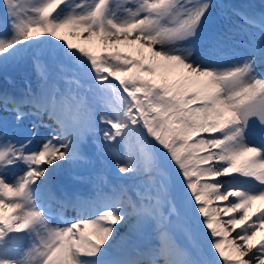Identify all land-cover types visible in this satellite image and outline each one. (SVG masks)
<instances>
[{"label":"snow or ice","instance_id":"obj_1","mask_svg":"<svg viewBox=\"0 0 264 264\" xmlns=\"http://www.w3.org/2000/svg\"><path fill=\"white\" fill-rule=\"evenodd\" d=\"M0 4L6 30L0 34V66L41 54L33 49L47 50L70 62L60 64L62 72H71L74 64L101 92L122 101L113 115L99 116L110 126L101 129L82 96L54 84L22 97L0 94V111L11 113L13 129H21L10 132L0 117V264H95L119 227L139 230L149 223L155 225V246L104 264H264V235L257 239L264 230V206L248 212L254 202H264V70H258L264 69V16L258 23L234 10L259 31L250 32L240 62L220 67L212 57L229 45V35L214 29L201 34L211 0H135L136 7L123 8L121 15L109 0H81L67 12L68 0ZM62 28L85 40L138 44L148 54H96L57 35ZM173 70L178 72L170 80ZM64 78L79 84L75 75ZM44 115L56 125L48 135L41 133L51 127ZM30 118L31 126H24ZM89 133L102 135L97 145L102 149L117 137L137 134L142 158L116 159V168L150 175L133 189L135 198L121 187L107 198L111 203L77 199L70 205L77 215L52 226L49 202L56 198L49 180L65 164L86 159ZM147 137L158 145L159 157ZM165 164L174 167L175 183ZM192 219L205 231L213 259H194L178 241L177 231L191 239ZM25 237L31 238L27 248Z\"/></svg>","mask_w":264,"mask_h":264},{"label":"bare ground","instance_id":"obj_2","mask_svg":"<svg viewBox=\"0 0 264 264\" xmlns=\"http://www.w3.org/2000/svg\"><path fill=\"white\" fill-rule=\"evenodd\" d=\"M80 2H81V0H68V6L67 7L62 6V7H64V12L71 10V5H74V4H77ZM109 2L111 4V7L113 8V10H115L117 12V15L123 14L122 13L123 8H135L134 5H136L135 0H109ZM211 2L213 4V8H212V12L209 16V19L205 21L204 29H202V33H201L202 38L206 37V35L212 29L220 30V31H223V29H224L227 32L236 31L238 33H241V37H243V35L250 34V32H258L259 31V29H257L256 27H253V26H250L248 24L243 23V21L241 19H239V20L243 23L244 26L241 23V25L243 27H239V26H237L238 25L237 23L231 22L229 20L230 15H234L233 10L235 7H239L240 10H242V12L248 16H252L254 18L256 17V18L260 19V16L256 14V12L252 6L253 5L252 1L248 0L245 3V2L239 1V0H225L224 5H219L214 0H211ZM228 4L233 5L232 8H230V10H228L226 15H222L220 13V11L223 8L227 7ZM216 9H217V13L215 15H213V12H216ZM213 10H215V11H213ZM219 18L220 19L226 18V20H229V21L225 22V25H222L221 27L216 28L217 27V21H218L217 19H219ZM4 21H5V9H4L3 5L0 4V34L4 33L6 31L4 28ZM259 21L260 20H257V22H259ZM69 32H70V29L62 28V29H59L57 31V35H63L65 37V39L68 40L69 42L77 44L81 47H85L88 50L93 51L96 54L103 53L104 50H106L107 52L118 50V51L125 52L126 54L137 57V58H139L141 56V51H142L144 56H147V54H148L147 49H143V50L138 51V49H139L138 44H129L127 42H121V43H117V44H112V43L104 44L99 39V37H97V36H92L90 40H85V39L81 38L80 35L71 36V35H69ZM248 38H249V35H248ZM236 41H237V39H235V41L229 42V45L220 54H217V55L212 57V62L217 64L220 67H227L228 65H230L232 63L240 62V60L242 59V56L246 50L245 49V43L247 42V40L245 41V43H240V42H236ZM38 51L42 52V50L33 49V52H38ZM43 59H44V57H43L42 53L40 55H35V56L31 55L29 61L28 60H26V61L21 60L19 65L17 67H15L14 70L18 74L22 73V72H29L28 74L32 75L33 77L39 76V77H41V80L44 83L43 87H50L52 84L45 82L48 79H46V75H44L46 70L42 67ZM56 61H58L60 63H64V64L70 63L67 60H60L57 58H56ZM6 66H0V72H5V78L3 79V81H1V84H0V94L11 95V92L24 91L23 88H26L27 85L22 86L23 85L22 84V85H19L16 87V86H14V84H10V83H12L11 75L8 74L6 71H4L6 69L5 68ZM70 66H71L72 70H77V72L80 73L79 71L81 68H79L78 66H76L74 64H72ZM258 70H264V69H258ZM177 72H178V70H173L169 75V79L170 80L174 79L176 77ZM141 74L146 75L145 73H141ZM109 79H111V78H109ZM157 79H158V77H157ZM57 85L60 87L59 89L61 91H66V89L63 86L61 87L59 81H57ZM80 96H82V95H80ZM118 100L119 101L115 100V101L111 102L108 106H106L105 102H103V101H101L98 105L97 104L92 105L93 103H91L90 100H89V102H85V108L88 111V113L92 117L95 118L96 125L98 128L102 129L103 126H105L104 124H101L99 122V116L101 114L113 115L114 109L118 108L122 102L120 100V98ZM101 106H102V108L100 109ZM4 115L12 121L11 113H4V112L0 111V117H4ZM42 118L43 117H41V119ZM30 119H34V118H30ZM43 121L46 124L50 123L51 127L55 126L54 123L51 121L49 123H47V121L45 119H43ZM55 128L56 127H54V129ZM44 129L45 128H41L42 134H44V131H43ZM89 134H91V133H89ZM132 136H133V134H130L126 138L131 139ZM128 151L132 152V148L130 147L128 149ZM85 160L86 159L80 160L76 163L65 164L64 166H69L70 164H72V165L73 164H75V165L83 164L85 166L86 165L89 166V163L86 162ZM60 170H62V168L55 171L49 180L48 188L50 189V192L52 194H54V196L56 198L51 203L49 202V206L51 208V211H53V213H55V214L59 213L61 210H65L68 214H72L73 212H76V215H77L76 209H73V207L70 206L71 203L75 202L77 199L89 201L88 200L89 197L87 194L90 193V190L84 196L79 197L77 195V193L82 192L84 190L81 189L80 187L74 186L72 183H67L66 186H63V184L61 183L62 181H59L63 177V176L58 175V172ZM14 172H18V171L14 170ZM12 175H13V173L10 172L9 176H12ZM124 175L126 176L128 174L127 173H120L119 177H121L123 179V177H125ZM218 179H220V178H218ZM53 186H55L56 189L60 191L59 194H57V192L54 190V188H52ZM123 188L127 189L128 194L130 196H132L133 198H135V194H134L133 189L136 187H133L131 184L125 183V186ZM68 192H75V194L71 197H67ZM93 195L91 194V198H94ZM105 195H107V194L101 195L99 199L107 201V198H109V196L106 198ZM61 202H67L66 204H68V207L65 208V204L62 205ZM107 202H110V201H107ZM61 206H63V207H61ZM213 206L223 207L224 202H214ZM262 206H264V202H262V201L254 202L252 207H250L248 209L249 215H251L253 212H255L257 210V208L262 207ZM165 209L167 211V206L165 207ZM129 211H130V209H129ZM85 214H86L85 216L90 215V213H85ZM72 216H74V215H72ZM134 219L135 218L132 217L130 219V222H132ZM49 223L52 226H59V223L57 221L54 222L50 218H49ZM229 235L232 236L233 234L230 232ZM261 235H264V230L257 233V239ZM25 238H28V237H25ZM25 238L23 239V242H22L23 246H24ZM155 242H157L156 231L153 234L147 236V235H139L138 231L130 230L127 225L123 226V227H119L116 234H115V239L112 240L111 244L107 248L106 255L102 254L101 257H98L95 264H97V263L98 264H104L105 260L110 261V260L133 259L136 257L138 251L144 250V248L140 247L139 244L147 243L150 245L149 247H152V245L155 246L154 245ZM27 243H28L27 247H29L30 242L27 241ZM149 247H147V248H149ZM208 249H209V243H208Z\"/></svg>","mask_w":264,"mask_h":264},{"label":"rangeland","instance_id":"obj_3","mask_svg":"<svg viewBox=\"0 0 264 264\" xmlns=\"http://www.w3.org/2000/svg\"><path fill=\"white\" fill-rule=\"evenodd\" d=\"M258 5V6H257ZM257 9H260L262 11L264 7V1H260L257 4ZM216 13L213 12V15ZM231 18V16H230ZM237 18V17H236ZM224 19H218L217 21V28L221 27L222 25H225ZM238 26V25H237ZM223 31H225L223 29ZM227 32V31H225ZM227 34L230 37V42L233 41V38L240 39L241 33H238L236 31L227 32ZM118 51V50H116ZM107 52L104 50L103 53ZM121 52V51H118ZM42 55L44 57L43 64L46 70H48L49 77L52 76V79L54 77H58L59 73L61 72L60 68V62L56 61V58L50 56L47 54V50H42ZM125 53V52H121ZM126 54V53H125ZM40 55V54H39ZM29 58V56L27 57ZM18 65V62L9 63L5 68L4 71L10 72L15 82L21 80L23 78H29L33 82H38L36 79L29 77L27 72L23 73H17L14 72L15 66ZM75 71L72 70L69 73L62 72V75L60 76V80L66 82V87H68L72 92L78 91L80 93H83V97H88L89 99L94 103L97 102L99 99L106 100L107 103H111L115 101L118 96L112 95V94H105L101 92L97 86H95L93 80L91 79L90 75L85 73L82 69H80V73L73 74ZM3 72H0V74ZM65 75H75L76 79L79 80V84L73 82H69V80H66L64 77ZM5 75L2 74L1 78H4ZM113 83H117L116 81H113ZM118 86V85H117ZM122 93V89L120 90ZM123 94V93H122ZM126 96V94H123ZM119 101L118 99H116ZM122 103V102H121ZM110 127V126H104L103 128ZM219 135V134H217ZM103 140L102 135H89L88 134V143L86 146L88 148L85 149V154L87 157V160L89 162V166H84L83 164L75 165L70 164L69 166H66L65 169V178L63 181L68 179L77 180L78 182L81 181H90L91 176L95 175L97 180L94 181H100L105 178H114L113 179V187H110L109 194L114 193V190H119L121 187L125 186V183L131 184L133 187H140L141 181H146L149 177V173L143 172V173H134V174H128L124 175L122 181L118 175L120 172L116 168L115 161L116 159H120L121 162H127V159L129 157H133L136 159L142 158L141 149L144 146L143 141L139 139L137 134L133 133V136L131 139L125 138V140L121 141L119 137L116 138V143L110 142L111 148H107L102 150V148L98 147L97 145L101 143ZM148 140V146L151 147L152 151L159 157L160 156V150L158 145L155 144V142L152 140L151 137H147ZM141 145V146H140ZM132 148V152L128 151L129 148ZM165 158L161 157V160L163 161ZM166 168H168L169 172L172 174L173 182H176V173L175 169L172 166H169L167 164L164 165ZM95 173V174H94ZM88 179V180H87ZM222 182H225L227 180V177L220 178ZM123 182V185L121 184ZM135 189V188H134ZM127 199V197H124V200ZM166 207V206H165ZM164 212H166V209H162ZM181 211H183V207L181 206ZM167 214V213H166ZM173 219H176L175 216L172 217ZM189 226L192 229L191 233V239H189L183 231H177L176 236L178 241L181 243V245L185 248H187L194 259H200L202 256L207 257L209 259H213L214 257L209 255L210 250L208 249V239L207 235L205 234V231H202L200 227L197 226V221L195 219H192L188 221ZM139 233V235H151L155 232V225L153 223H149L143 228L136 230ZM233 234V233H232ZM154 240V239H153ZM157 242H155L156 245Z\"/></svg>","mask_w":264,"mask_h":264}]
</instances>
